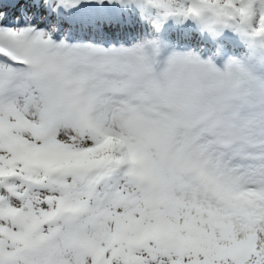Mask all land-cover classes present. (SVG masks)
<instances>
[{"label": "snow or ice", "instance_id": "snow-or-ice-1", "mask_svg": "<svg viewBox=\"0 0 264 264\" xmlns=\"http://www.w3.org/2000/svg\"><path fill=\"white\" fill-rule=\"evenodd\" d=\"M257 73L264 0H0V264H264Z\"/></svg>", "mask_w": 264, "mask_h": 264}, {"label": "bare ground", "instance_id": "bare-ground-1", "mask_svg": "<svg viewBox=\"0 0 264 264\" xmlns=\"http://www.w3.org/2000/svg\"><path fill=\"white\" fill-rule=\"evenodd\" d=\"M258 75L264 76V73H257Z\"/></svg>", "mask_w": 264, "mask_h": 264}]
</instances>
